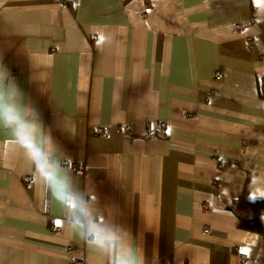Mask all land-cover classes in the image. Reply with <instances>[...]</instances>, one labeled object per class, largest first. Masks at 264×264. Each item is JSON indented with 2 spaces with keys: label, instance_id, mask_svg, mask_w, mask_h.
I'll return each instance as SVG.
<instances>
[{
  "label": "crops",
  "instance_id": "1",
  "mask_svg": "<svg viewBox=\"0 0 264 264\" xmlns=\"http://www.w3.org/2000/svg\"><path fill=\"white\" fill-rule=\"evenodd\" d=\"M236 22L251 25L235 33ZM262 51L264 0H78L73 11L0 0V63L51 131L61 167L101 219L116 210L145 264H264L258 235L231 208L264 198ZM29 174L0 129V264H107Z\"/></svg>",
  "mask_w": 264,
  "mask_h": 264
},
{
  "label": "clouds",
  "instance_id": "2",
  "mask_svg": "<svg viewBox=\"0 0 264 264\" xmlns=\"http://www.w3.org/2000/svg\"><path fill=\"white\" fill-rule=\"evenodd\" d=\"M0 129L10 133L13 145L23 154L37 182L63 207L66 230L86 241L107 264H145L143 250L134 243L131 232L115 222L116 210L110 209L107 218L101 219L103 213L97 201L82 194L61 167L62 157L51 131L2 63Z\"/></svg>",
  "mask_w": 264,
  "mask_h": 264
},
{
  "label": "trees",
  "instance_id": "3",
  "mask_svg": "<svg viewBox=\"0 0 264 264\" xmlns=\"http://www.w3.org/2000/svg\"><path fill=\"white\" fill-rule=\"evenodd\" d=\"M69 9L73 11L72 8ZM262 97L264 98V94H262ZM231 208L238 219L237 226L242 230L256 233L264 252V198L250 201L245 199V197H240L233 201Z\"/></svg>",
  "mask_w": 264,
  "mask_h": 264
},
{
  "label": "built area",
  "instance_id": "4",
  "mask_svg": "<svg viewBox=\"0 0 264 264\" xmlns=\"http://www.w3.org/2000/svg\"><path fill=\"white\" fill-rule=\"evenodd\" d=\"M54 1L56 3L61 4L62 6H67L68 8H72L73 10L77 8V0H54ZM234 25H235L236 29H233V30L235 32H240L242 30H248L250 28L251 24H243V23H240V22H236ZM255 35L256 34H252V33L245 35L244 38L246 40L247 45H250L248 43L255 42ZM214 76H215L216 79H219L222 76V72L218 71ZM186 115L190 116L191 114L190 113H186ZM121 129L125 130L127 132V131L130 130V125L128 123H124V124H122ZM92 130H93V132L95 134H98V135L107 136L109 134L108 127L107 126H103V125H94ZM23 180H24V182L33 181V175H30V174L29 175H25ZM212 185H214L216 187L217 183L216 182H212ZM208 207H209V205L207 203H203L201 205V208L204 209V210L208 209ZM59 230H60V228L55 226V225L50 227V231H52V232H58ZM203 232L204 233H208V227H205L203 229ZM235 248H238V247H235ZM66 250L68 252H72L74 250V248H73L72 245H67L66 246ZM77 263H79L78 259L71 258L70 264H77ZM159 264H171V263H169L167 260L163 259L162 261H160Z\"/></svg>",
  "mask_w": 264,
  "mask_h": 264
},
{
  "label": "rangeland",
  "instance_id": "5",
  "mask_svg": "<svg viewBox=\"0 0 264 264\" xmlns=\"http://www.w3.org/2000/svg\"><path fill=\"white\" fill-rule=\"evenodd\" d=\"M241 23V22H240ZM233 29H236V27H235V25H233ZM255 42H253V43H248V44H250V45H253ZM264 58V53H263V51L262 52H260L259 53V59H263ZM218 71H221V69H217L216 71H215V74L218 72ZM222 72V71H221Z\"/></svg>",
  "mask_w": 264,
  "mask_h": 264
},
{
  "label": "snow or ice",
  "instance_id": "6",
  "mask_svg": "<svg viewBox=\"0 0 264 264\" xmlns=\"http://www.w3.org/2000/svg\"><path fill=\"white\" fill-rule=\"evenodd\" d=\"M57 223H59V222H57Z\"/></svg>",
  "mask_w": 264,
  "mask_h": 264
}]
</instances>
